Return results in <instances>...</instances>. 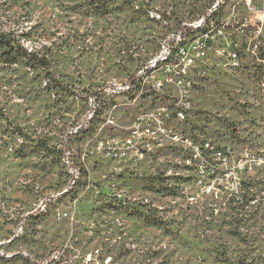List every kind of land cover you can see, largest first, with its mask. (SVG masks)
<instances>
[{
	"label": "rangeland",
	"instance_id": "rangeland-1",
	"mask_svg": "<svg viewBox=\"0 0 264 264\" xmlns=\"http://www.w3.org/2000/svg\"><path fill=\"white\" fill-rule=\"evenodd\" d=\"M213 1L0 0V264H84L95 250L100 264H264V0L226 1L214 20L231 27L190 89L112 114L120 127L103 136L142 113L163 122L170 137L143 138V158L82 159L100 121L71 135L95 88L128 80ZM66 140L79 186L42 211L68 186Z\"/></svg>",
	"mask_w": 264,
	"mask_h": 264
},
{
	"label": "built area",
	"instance_id": "built-area-1",
	"mask_svg": "<svg viewBox=\"0 0 264 264\" xmlns=\"http://www.w3.org/2000/svg\"><path fill=\"white\" fill-rule=\"evenodd\" d=\"M226 1L230 0H214L200 18L183 22L179 29L169 32L161 41L157 53L146 60L128 80L105 83L89 94L86 101L87 112L84 117V124L74 130L71 135L78 136L84 129L88 131L90 129L88 128L89 125L95 126L100 122L101 125L98 128V133L93 138L95 147L93 150H84L82 159L85 160L91 155L102 156L110 160L143 158L144 154L140 151L143 138L153 139L156 134L165 138L170 137V134L162 126L163 122L158 118L154 120L157 115L154 113H142L137 116L133 125L128 129L125 128V137L103 136L102 132L120 127L116 124L112 115L114 112H117L121 107L138 104L139 100L149 95V93L163 99L165 95L170 97L182 88H191V83L185 77L197 67L200 60L207 56L219 37H226L224 33L231 27L223 21L215 22L214 20ZM242 2L249 10H254V0H242ZM236 4L239 3L236 2ZM233 57L236 59L238 55L234 54ZM119 99H123L125 102H120ZM184 108L186 107L176 106L172 110L178 117L185 119L186 110ZM144 135H149V138ZM174 139L178 141L187 140L182 134H180V137L174 135ZM61 160L69 174L68 186L62 192L46 200V202H42L40 205L42 211H46L50 203L62 199L79 186L82 167L75 161L73 149L68 145V140L61 147ZM207 192L210 193L211 189ZM23 233L24 226H20L17 234L9 243ZM67 253L69 251L64 249L55 258H67ZM98 253L99 251L95 250L86 254L83 258L84 264H100L101 262L97 259ZM69 262L71 264L78 263L65 260V264H70Z\"/></svg>",
	"mask_w": 264,
	"mask_h": 264
}]
</instances>
